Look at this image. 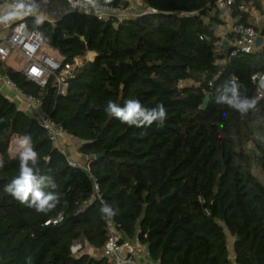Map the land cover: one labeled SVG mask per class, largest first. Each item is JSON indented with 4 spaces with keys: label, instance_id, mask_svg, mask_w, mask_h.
I'll return each mask as SVG.
<instances>
[{
    "label": "trees",
    "instance_id": "obj_1",
    "mask_svg": "<svg viewBox=\"0 0 264 264\" xmlns=\"http://www.w3.org/2000/svg\"><path fill=\"white\" fill-rule=\"evenodd\" d=\"M215 3L142 0L140 16L109 25L78 13L39 26L28 20L63 63L95 54L76 68L65 95L53 80L42 88L0 63L78 141L90 172L71 166L39 122L0 92V264H26L28 257L32 264H113L72 252L82 240L104 248L109 231L99 212L102 201L119 209L113 221L122 238H137L158 264H264V181L252 171L255 162L264 177V142L257 139L264 126L256 123L264 117V43L234 58L218 54L217 29L224 21ZM107 6L128 9L129 3ZM251 8L261 10V1L233 0L234 18L250 24ZM151 9L156 13L145 14ZM259 35L264 41V30ZM235 78L243 95L259 101L256 114L242 118L215 103L217 86ZM128 99L149 108L163 103V126L129 127L105 113L109 100L123 106ZM25 134L41 172L53 177L61 194V204L47 215L3 193L19 174L11 142ZM249 142L254 154L246 149Z\"/></svg>",
    "mask_w": 264,
    "mask_h": 264
},
{
    "label": "built area",
    "instance_id": "obj_2",
    "mask_svg": "<svg viewBox=\"0 0 264 264\" xmlns=\"http://www.w3.org/2000/svg\"><path fill=\"white\" fill-rule=\"evenodd\" d=\"M58 1V3L48 1L47 4L42 6L40 15L45 18L44 21L56 23L66 15L84 14L79 9H72L70 0ZM9 2L11 0H0V6ZM215 6L220 11L221 17L223 14L233 16V0H216ZM152 13H156V11L151 9L145 12V14ZM90 16L103 21H110L112 19L123 20L135 17L129 14L127 9L111 6H107V10L99 11L98 15L93 14ZM30 19L34 18L29 16L23 20H15L11 23L0 25V63L6 65L9 59L16 57L21 61V66L16 71L22 73L28 80L42 88H45L50 80H53L58 93L65 95L69 80L73 78L76 68L82 65V59L76 58L73 63H63L60 58L39 55L44 45V36L37 29L29 27L28 20ZM229 30L234 39L227 50L228 56L234 58L239 54L253 53L257 49L256 42L259 33L254 25L245 24L235 18ZM5 71V67L0 69V92H7L5 96L8 99L17 103L26 114L35 118L45 130L49 140L55 147L64 152L65 149H63L62 144L67 145L68 141H73L75 138L69 135L63 126L57 124L50 116L44 114L41 110V100L33 95L24 93ZM254 79H259V77L255 76ZM69 163L75 168L90 172L88 162L76 163L69 159ZM95 190L96 192L98 191L96 182ZM94 198V196L91 197L90 201ZM88 203L89 201L85 205ZM61 220L62 217L59 221ZM107 229L109 231V238L102 250L103 257L109 262L113 264H139L137 258L140 255L145 254L149 256V252L141 245L137 238L132 240L123 239L113 220L110 223L107 222ZM80 242L74 245L72 249L74 254H77L81 250L82 245Z\"/></svg>",
    "mask_w": 264,
    "mask_h": 264
},
{
    "label": "clouds",
    "instance_id": "obj_3",
    "mask_svg": "<svg viewBox=\"0 0 264 264\" xmlns=\"http://www.w3.org/2000/svg\"><path fill=\"white\" fill-rule=\"evenodd\" d=\"M47 2L48 0H11L0 6V25L31 16L34 18L33 23L39 26L44 23L45 18L40 13L42 6ZM111 2L112 0H70V6L86 15H98L99 11L107 10V5ZM213 85L214 81L209 82L210 87ZM217 93L215 103L226 105L242 118L249 113L256 114L260 111L256 98L241 93V84L237 78L229 79L217 86ZM208 99L210 97L205 98L206 101ZM104 111L122 124L138 129L150 128L153 124L163 126L167 118V109L163 103L149 108L138 99H128L123 106L109 100ZM256 123L258 126H264V117H258ZM257 139L264 142V136ZM15 149L19 161V174L3 187V193L37 213L47 215L53 212L61 204V194L57 191L53 177L41 172L39 154L33 146L31 135L17 136ZM4 163V160L0 159V168L4 167ZM63 203L67 205L66 200ZM99 212L101 219L110 223L119 214V209L102 201ZM26 264H32L31 257L27 258Z\"/></svg>",
    "mask_w": 264,
    "mask_h": 264
},
{
    "label": "crops",
    "instance_id": "obj_4",
    "mask_svg": "<svg viewBox=\"0 0 264 264\" xmlns=\"http://www.w3.org/2000/svg\"><path fill=\"white\" fill-rule=\"evenodd\" d=\"M48 1H52L54 3L59 2L58 0H48ZM260 1H261V10H256L255 8H251L249 10V22H250V24L254 25L257 29V27L259 26L258 24L262 23V28L260 30H257L259 34L264 30V0H260ZM131 7H132V5H131ZM132 9L135 10V7H132ZM222 19L224 21V25L218 27V29H217V33H218V36L220 37V40L217 43L218 45L216 47V50H217L218 54H220L222 56H226L227 50L229 49L231 42L234 39V36L232 34H230L229 28H230V25H231L233 19H235V18L232 15L230 16L227 14L226 15L223 14ZM87 58H89L88 59L89 61H92L95 58V54L88 52L85 55L84 59H87ZM12 59H13V62L15 61L16 63H17V61H19L16 57H12L11 60ZM11 60L9 62H7L5 66L9 67V68H13L14 70H17L18 68H15V67H13L12 64H10ZM5 93H7V92H5ZM5 93L3 92L4 95H6ZM79 145L80 144L78 143V145L76 147L77 149H79ZM62 147H63V149H65L64 153L66 155H67V152H69V154L71 153L70 154L71 158H73L77 162L84 161L83 163H85L89 160V158L81 155L78 151L76 153H73L74 152L73 149L71 147L67 148L64 143L62 144ZM67 157H68V155H67ZM86 253H88L89 255L94 256V257H102L103 256V250L102 249L98 250V249L92 248L90 246H89ZM137 261L139 264H158L156 262H153L151 260L150 256H147L145 254L140 255L137 258Z\"/></svg>",
    "mask_w": 264,
    "mask_h": 264
},
{
    "label": "rangeland",
    "instance_id": "obj_5",
    "mask_svg": "<svg viewBox=\"0 0 264 264\" xmlns=\"http://www.w3.org/2000/svg\"><path fill=\"white\" fill-rule=\"evenodd\" d=\"M127 1H128V3H129V7H128V9H127V12H128L129 14H131V15H133V16H135V17H138V16L141 15L142 12H144V7H143V5H142V0H127ZM131 5H132V7H135V10L132 9ZM254 23H255V22H254ZM258 25H259V26L257 27V30H260V29L262 28V23H261V24H258ZM217 45H218V44H217ZM39 55H41V56H49V57L59 58V55L57 54V52H55V51H53V50H51V49L45 47L44 45H43L42 49L40 50ZM88 59H89V58H87V59H84V58H83L81 61L83 62V61L88 60ZM10 60H11V59H9V61H10ZM9 61H8V62H9ZM88 61H89V60H88ZM14 62H15V61H14ZM14 62H13V59H12V60H11V63H10V64L13 65V67H15V68H19V67L21 66V61H17V63H16V62L14 63ZM259 88H260V91H261V92H264V77H262V78L260 79V82H259ZM15 144H16V139L14 138V139L12 140V142H11V149H12V152H13V153H16ZM67 145H68V146H67ZM67 145H66L67 148H70V147H71V148L73 149V151H74L73 153H76V152L78 151V149L76 148L77 145H78V141H75V140H73V141H68V142H67ZM246 149H247V151H248L249 154H254L255 151H256V148H255V146H254V144H253L252 142H249V143L247 144ZM70 154H71V153H70ZM70 154H69V152H67V155H68V157L71 159V161L76 162V163H83V162H84V161H82V162H77V161H75L73 158H71ZM252 171H253L254 175H255L259 180L264 181L263 174H262V172L260 171L259 166H258L255 162L253 163ZM80 243H81V245H82V248H81V250H80L79 252H83V253L87 252V250H88V248H89L88 243H87L85 240H82ZM230 243H231V244H230V248H232V247H231L232 242H230ZM77 244H79V242H78Z\"/></svg>",
    "mask_w": 264,
    "mask_h": 264
},
{
    "label": "water",
    "instance_id": "obj_6",
    "mask_svg": "<svg viewBox=\"0 0 264 264\" xmlns=\"http://www.w3.org/2000/svg\"><path fill=\"white\" fill-rule=\"evenodd\" d=\"M111 23V21H107V24L109 25ZM264 43V41H263V38H262V36L261 35H259L258 37H257V42H256V47L257 48H260L261 46H262V44ZM208 103H209V99L206 101H204V108H206L207 107V105H208ZM99 158V157H98Z\"/></svg>",
    "mask_w": 264,
    "mask_h": 264
}]
</instances>
